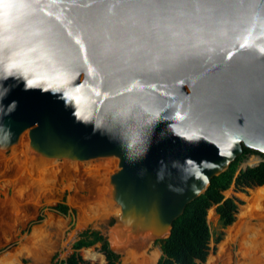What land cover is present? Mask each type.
<instances>
[{"label":"water","instance_id":"obj_1","mask_svg":"<svg viewBox=\"0 0 264 264\" xmlns=\"http://www.w3.org/2000/svg\"><path fill=\"white\" fill-rule=\"evenodd\" d=\"M21 135L32 168L118 160L107 240L142 258L264 155V0H0V158Z\"/></svg>","mask_w":264,"mask_h":264},{"label":"rangeland","instance_id":"obj_2","mask_svg":"<svg viewBox=\"0 0 264 264\" xmlns=\"http://www.w3.org/2000/svg\"><path fill=\"white\" fill-rule=\"evenodd\" d=\"M29 151L28 139L21 135L19 145L0 158V258L16 253L18 259L12 264H53L67 258L84 229L97 230L107 239L119 209L98 199L99 187L113 174L118 160L77 167L55 160L37 169L26 159ZM259 159L257 154L250 155L240 167ZM224 196L240 201L236 219L225 229L218 225L216 215L207 219L213 238L220 233L223 238L218 244L211 242L204 264H264V188L236 192L232 186ZM62 202L69 207L67 215L48 209ZM157 241L150 243L142 258L119 254L120 264H156L161 256ZM98 248L83 249L80 255L103 264ZM91 253L97 258L92 259Z\"/></svg>","mask_w":264,"mask_h":264},{"label":"trees","instance_id":"obj_3","mask_svg":"<svg viewBox=\"0 0 264 264\" xmlns=\"http://www.w3.org/2000/svg\"><path fill=\"white\" fill-rule=\"evenodd\" d=\"M253 154L259 155L264 160L263 154L243 147L242 154L230 163L227 170L213 177L207 189L187 204L182 215L173 222L169 236L157 241L161 256L156 264H204L206 262L211 250V242L218 244L223 238L221 233L213 238L207 219L216 215L221 229L231 226L236 219L240 201L234 197L225 198L224 192L232 186L236 192L264 188V161L255 167L246 169L240 167ZM212 208L214 211L211 210ZM48 209L61 215H67L69 211V207L63 202L53 204ZM39 220L41 218L36 219V221ZM96 245H99L98 250L104 257L103 264H120V255L111 250L106 237L90 228L84 229L78 235V239L72 245L71 253L65 260L53 264H97L84 260L80 255L81 250ZM90 257L96 259L97 255L91 253Z\"/></svg>","mask_w":264,"mask_h":264},{"label":"bare ground","instance_id":"obj_4","mask_svg":"<svg viewBox=\"0 0 264 264\" xmlns=\"http://www.w3.org/2000/svg\"><path fill=\"white\" fill-rule=\"evenodd\" d=\"M262 189L263 188H261L259 190H262ZM116 213L119 215V213H120L119 210ZM4 258H5L4 260L2 259V257L0 258V264H12L14 261H16L18 259L16 253L6 254V256H4Z\"/></svg>","mask_w":264,"mask_h":264},{"label":"snow or ice","instance_id":"obj_5","mask_svg":"<svg viewBox=\"0 0 264 264\" xmlns=\"http://www.w3.org/2000/svg\"><path fill=\"white\" fill-rule=\"evenodd\" d=\"M34 84H35L34 81H29V86H30V87L33 86Z\"/></svg>","mask_w":264,"mask_h":264}]
</instances>
